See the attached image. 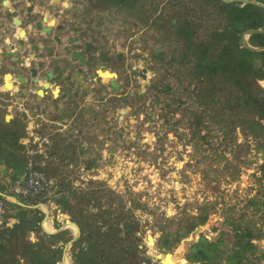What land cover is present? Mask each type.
<instances>
[{
    "label": "rangeland",
    "instance_id": "1",
    "mask_svg": "<svg viewBox=\"0 0 264 264\" xmlns=\"http://www.w3.org/2000/svg\"><path fill=\"white\" fill-rule=\"evenodd\" d=\"M165 13L157 37L146 35L139 52L126 49L129 66H141L142 55L151 60L144 79L138 68H124L125 90L133 92L127 104L77 126L81 140L97 147L89 158L97 179L85 184L75 166L46 173L62 175L68 190L64 223L83 228L81 246L89 243L94 264H160L154 250L167 264H264V112L224 73L195 78L193 63L181 60L183 42L208 46L213 60L218 46L203 28L176 35L168 7ZM260 86L264 78L250 85L254 96ZM202 237L218 246L208 260L190 262ZM247 241L255 248L237 244Z\"/></svg>",
    "mask_w": 264,
    "mask_h": 264
},
{
    "label": "trees",
    "instance_id": "2",
    "mask_svg": "<svg viewBox=\"0 0 264 264\" xmlns=\"http://www.w3.org/2000/svg\"><path fill=\"white\" fill-rule=\"evenodd\" d=\"M112 1L119 5L130 4L132 8L138 2L145 0ZM147 1L152 10L157 7L154 4V1L157 0ZM193 1L196 3L195 6H198V12L187 8L188 0L172 1L173 5L177 4V10L173 15L175 18H172L176 19V23L171 22V28H175L180 36L188 35L186 32L196 35L198 30L203 28V34L213 38L214 44L218 46V54L216 60H208V46L205 47L199 43L185 40L181 60L189 56L194 57V76L197 79L208 78L217 71L224 73L227 80L240 87L246 100L260 107L259 109L264 112V89L260 86L261 90L260 95L258 92V96H254L250 89L253 82L258 83L264 78V49H248L245 44L240 43L244 32L260 30V32L250 33L247 37V43L253 48L264 46V7L256 4L262 0H250L253 3L225 2L223 0ZM188 9L195 11L194 21L187 19L189 16ZM183 15L186 18H181ZM204 18L206 20L211 19L214 22L213 25L209 27ZM21 124V122L18 123L20 126ZM21 135H23V131L15 134V131L7 123L0 121V163H5L8 156L14 155L15 151L14 148L2 147V142L10 145L8 141L10 138L17 144V148L20 145L18 139ZM11 146L14 147L15 145ZM2 156H5L4 159ZM25 160L26 157L24 156L21 161L25 164ZM61 207L67 209V204L61 203ZM16 208V221L10 226L0 228V264H21V261H26L27 264H59L57 262L61 259L62 249L59 246H53L59 241L67 242L68 237H63L67 233L65 231L54 234L41 233L39 222L42 219V213L38 209H25L18 206ZM29 232L40 233L37 235V241H31L27 237ZM80 238L75 240L71 247V257L74 264H94L93 259L87 255L89 248L85 250L81 246ZM237 244H241L244 251L255 248L249 241ZM217 246L218 243L209 242L202 237L191 245L187 260L193 263L204 262L211 257ZM240 262L241 259L237 258L234 264Z\"/></svg>",
    "mask_w": 264,
    "mask_h": 264
},
{
    "label": "flooded vegetation",
    "instance_id": "3",
    "mask_svg": "<svg viewBox=\"0 0 264 264\" xmlns=\"http://www.w3.org/2000/svg\"><path fill=\"white\" fill-rule=\"evenodd\" d=\"M56 1L61 3V0H52V4ZM145 1H140V3L138 2V4L132 8L130 7V4L126 3L121 5L116 4L114 7H117L119 10L122 11L125 10L126 12H124L127 15H133L135 19L144 22L143 25L146 27L144 29L145 33L156 34L155 36L151 35L152 37H157V35H159L156 32L158 30V26L156 23L159 24V22H161L165 18V16L167 15V13H165V9L167 7L169 9V16H171L170 18H168L169 23L173 21V23H176V19L172 18H175L173 17V15L177 10V4L173 5L172 0H162V2L153 10L148 8V1L144 6ZM85 2H87V7L83 9V17L82 15L79 16V12L76 13L77 22L73 23L69 20L66 14L67 10H55L54 15L59 17V20L61 19L62 21L57 22L55 25H53V22H49L48 19L43 17L39 12L33 11L37 8H40L39 6H33V0H0V82L5 81L4 76L7 74H10L9 77L12 76L14 78V74H12L11 72V66H13V59L6 57L8 52L15 51L19 53V56L25 57L27 54L31 53L33 61H28L27 66L32 69H37V72L39 73L41 69L37 68V63L43 62V67H46L48 70L51 69L52 73L54 72L56 75L60 76L59 83H54L52 89L48 92L50 93L51 91V97L54 98L55 96L57 98L63 97V94L71 97L69 100L68 109L70 117H76L80 112H83L84 105L87 106L88 108L86 109L89 110H91L95 106V104L93 106V103L97 101V95L99 90L94 85L98 83V79L97 82H93L92 79L94 77H100L104 79L106 78V80H104V86L108 87L109 91L111 92L108 97V101H116V104L117 102L121 101L122 103L120 104L124 107L127 104L129 97L133 93L131 90H125L124 84L127 83H125L126 81L124 80V75L127 76L128 74L123 73L124 68H126V72H129V68L133 71L138 68L139 71H137V73L139 75L140 72H142V69L144 68L146 63V72H144V74L145 76H147L148 65L151 64V60L147 56L145 57V55H142L141 66H129L130 60L126 58V49L128 51L131 48H135L131 51L139 52V50L142 48V45L141 43H138L141 46L137 47V41H135V45H133L134 42L131 44H126V47L122 46L121 43V45H119L118 53L115 54L112 53V43L109 42L110 39L106 36H101L100 38L102 39V41L97 43L95 34L98 36V33L100 31L98 30V28L102 24L98 21L96 22L91 16L89 17L90 11L92 9H94V11H96L97 9H103V11H105L110 7H113V4L109 0H86ZM195 5V1H192L191 3V1L188 0L187 8L189 7V9H193L198 12V6ZM42 6L44 8L48 7V5L45 4H43ZM189 9L187 12L188 15H194L195 11ZM47 21L49 22V24L47 26L43 25L45 22L47 23ZM37 23H39V27L36 26ZM51 30L54 31V33H52ZM171 31L176 32V29L171 28ZM51 33L54 35V38H51L52 40L50 39V37H52ZM42 34L44 36H42ZM176 35H178L177 32ZM117 36L118 39H123V41H125L127 38L125 30L119 32ZM57 40H60V42L62 43H67V40H73V44H75L76 46H80L79 50L84 55L86 64V66L83 67L81 73L78 72V68L80 66V58L73 63L70 60L69 55L67 57V55L63 54V52L59 53V50H57L56 53L55 48L53 49L47 46L44 48L38 45V43L43 44L45 42L48 44L51 43V41H54L57 45H60ZM9 44L13 46L12 49L9 48ZM183 50L184 42L182 45V51ZM38 54L41 55V58H36ZM209 55L210 53L208 48L207 59L213 60L210 59ZM183 60L191 61L194 67V57L189 56L188 58ZM99 63H101L100 66ZM98 70H101L105 73H103L102 76H99ZM26 72L23 73V76L28 79V87L31 84V74L29 69L26 70ZM106 72H114L117 76L115 78H111L107 76ZM69 76L70 81L67 82L71 84V87H66L64 85V82L62 83V79ZM77 76H84L87 77V79H91V81L89 82V86L86 90L80 89L78 82H76ZM8 78L7 80H9ZM111 79L114 82L119 83V89H113V87L109 83ZM117 80L120 82H118ZM14 83L15 82H13L12 86H14ZM4 90L5 93H0V110L7 109V107H10L11 104L15 101L16 93H12L13 89L9 91L4 84ZM83 92H86V96L90 97V100L84 104L81 101L82 97H86L83 96ZM2 103L8 104H6L4 107H1ZM93 114V116L91 115V119L93 118L92 120H97L95 117V115L97 114L96 111H94ZM100 242H103V240ZM149 244H152V239L149 240ZM87 248H89L88 245L86 247L84 246L85 250ZM160 257H164L166 259H164V263L167 264L166 256L161 255Z\"/></svg>",
    "mask_w": 264,
    "mask_h": 264
},
{
    "label": "crops",
    "instance_id": "4",
    "mask_svg": "<svg viewBox=\"0 0 264 264\" xmlns=\"http://www.w3.org/2000/svg\"><path fill=\"white\" fill-rule=\"evenodd\" d=\"M85 1L86 0H61V3L56 1L52 4V0H33V6L40 7L33 11L39 12L43 17L47 18L49 22H53V25H55L57 22H61L62 20L61 19L59 20V17L54 15V11L55 10H58V11L67 10V13H66L67 17L69 18L70 21L75 23L77 22L76 13L79 12L80 13L79 16L82 15V17L84 15L83 9L87 7V2ZM109 1H111V3L113 4V7H110L109 9L105 11H103V9L101 10L97 9L96 11L92 9L89 14V17L91 16L96 22L98 21L99 23L102 24L98 28V30H100L99 33L97 32L98 36L95 34L97 43L102 41V39L100 38L101 36H106L107 38L110 39L109 42L112 43V47H113L112 53L115 54V53H118L119 45H121V43H122V46L126 47V44H131L134 42L133 45H135V41H137L136 43L137 47H140L141 45H139L138 43H142L146 35H152V36L156 35V34L145 33L144 29L146 27L139 20L135 19L133 15H127L125 13L126 12L125 10L124 12L122 10H119L117 7H114L116 4L112 0H109ZM190 1L192 3L193 0H190ZM43 4L48 5V7L44 8L42 6ZM48 21L47 23L45 22L43 25L47 26L49 24ZM123 30H125L127 34V38L125 41H123V39H118V36H117V34ZM51 32L54 33V31L52 30ZM52 33H51L52 37H50V39L54 38V35ZM42 36L44 35L42 34ZM62 44H65V43H62ZM62 44L57 45L54 41H51V43H48V44L46 42L43 44L38 43L40 47L45 48L47 46L53 49L55 48L56 53H57V50H59V53L63 52V54L67 55L68 57V54L64 53L63 50L61 51L62 46H63ZM26 57L29 62L33 61L31 53L27 54ZM100 64L101 63H99V66ZM8 79L9 80L7 81L9 82H7L6 80L0 82V93L1 94L5 93V90H4L5 83H9L12 86L13 82H15L12 93L14 92L16 93V92L26 89V87L19 85L15 81V78H13L12 76H10ZM97 79H98V83L94 85L97 87L99 92L97 95L98 96L97 101L93 103V106L94 104L95 106L91 110L83 107L84 110L81 113V116L77 115L76 116L77 119L73 120L74 122L72 124H70L68 120L63 121L62 124H58L57 120L59 121V119L56 117L58 116V113L60 112V110L63 111L65 114L69 112L68 111L69 100L71 97L63 96V97L54 99L53 97H51V91L50 93L48 92V95H46L43 99L34 95V91H28V93L22 98V100L24 101V104H26L27 106V110L29 111L34 110V107L37 104L42 106L44 112L41 113L39 116H35L33 120L31 121L22 120L19 117V113L10 107H7V109L5 110H8V112L11 113V118H9V120L6 121L4 119V116L0 117V121L2 120L4 123H7L11 127V129L15 131V134L17 133L19 134L20 131L22 133L23 131V135H21L18 139L19 144H20L19 147L16 148L17 144L12 139L10 140V138H8L10 145H6L4 142H2L1 144L2 147L7 146L10 149H13V148L15 149L14 155L8 156L7 160L6 161L4 160L5 163H0V195L1 196H8L7 185L13 180H17L23 175L24 162L21 161V159L22 158L24 159V156H25L24 152L28 147H31V145L30 143L23 144L21 142L22 139L27 140V136L29 135V132H32L33 134H37L40 136L50 135L51 144L49 145V159L46 161L45 166L43 167V170H44L45 178L55 179L58 189L61 192L60 195L57 197H51L50 195H46L41 201V204L38 207L34 206V208H28L26 206L28 204L24 205L25 204L24 201L19 200L17 198H9V199L11 201L12 207L15 209H17L16 206H18V207H22L25 209H38L42 213V219L39 222L41 233L54 234V233H58L61 231H65L67 233L66 235L63 236L64 238L65 236L68 237L67 242L62 243L61 241H59L55 243L53 247L59 246L62 249V255L65 256L66 260L68 262L70 261L72 264H74V262L71 257L70 247L65 252H63V248L64 246L68 245V242L73 237H76L75 240H77V238L80 237V234L83 228L81 229V226H79L78 224L74 222L79 228V233L77 229L74 230V228H72L73 230H68L69 228L67 225L70 221L66 220V223H64V219H66L68 214H70L69 212H71V209H68V208L62 209L63 207H61V203L66 204V201H67L66 197L68 194V190L64 189L60 183L62 181V175L59 176L58 174H53L54 176L60 177L61 180H59L58 177H50V176H47V174L50 171V169L55 170L59 167L68 169V168H73V166H75L78 172V174H74L76 175L75 178L82 179V181H84L85 184H86L85 181L87 179L90 182L92 180L97 179L95 178V177H98L97 172L94 171L92 166L91 167L89 166L91 165L89 158L94 157L95 155L94 151H95V148L97 147H95L91 143H87L86 141L81 140L82 135H84V132L82 130L80 134H77L78 133L77 130H79L77 126H79L78 124L82 122L85 118L91 117L94 111H96V113L104 112L105 114H109L111 113V109L113 108L114 105L123 108V105L120 104L122 103L121 101L117 102V104L115 103L116 101H108V97L111 92L109 91L108 87L104 86L105 84L104 80H106V78L104 79V78L99 77ZM64 85L66 87H71V84L68 82H64ZM50 97L52 98L53 103L50 102L49 104L48 102L51 100ZM89 100H90V97L88 96L82 97L81 99L83 104L88 102ZM53 104L58 105L57 111L53 110ZM47 118H49V120ZM20 122L22 124L24 123L26 126L24 128H22V126L20 127V125H18V123ZM13 144L15 145L14 147L11 146ZM3 157L5 156H2V158ZM66 172H68V177L63 178V180L65 179L68 180V178H70L71 171L67 170ZM101 175H105V173L102 172ZM75 178L72 176V179H71L73 186H74V181L77 182V180H74ZM1 227H7V226L0 225V228ZM27 234H29L27 235V237L31 241H37V235L40 233L37 234L35 232H29ZM87 237L91 238L90 232H87ZM87 245L89 246V243L84 244L85 247ZM58 263L64 264L61 260H59ZM21 264H27V262L21 261Z\"/></svg>",
    "mask_w": 264,
    "mask_h": 264
},
{
    "label": "water",
    "instance_id": "5",
    "mask_svg": "<svg viewBox=\"0 0 264 264\" xmlns=\"http://www.w3.org/2000/svg\"><path fill=\"white\" fill-rule=\"evenodd\" d=\"M225 2H230V1H237V2H240V3H250L253 1H250V0H223ZM257 5L259 6H262L264 7V0L260 1V2H256ZM37 27H39V23L36 24ZM253 32H260V30H248L246 32L243 33L242 35V38L240 40V43L242 44H245V46L248 48V49H257V50H262L264 49V46L262 47H258V48H253L251 47L248 43H247V37L250 33H253ZM57 42H59V44L61 45L62 42H60V40H57ZM65 43V42H64ZM62 50L64 51V53H67L70 57V60L72 62H75L77 59H79L80 61V66L78 68V72L81 73L82 72V69L84 66H86L85 64V57L84 55L82 54V52L79 50L80 46H76L75 44H73V40H67V43L65 44H62ZM9 48L12 49L13 46L11 44H9ZM73 49V50H71ZM7 58H12L13 60V66H11V72L12 74H14V78H15V81L23 86V87H26L25 90H21L19 92H16V96H15V101L11 104L10 108H12L13 110H16L18 113H19V117L24 120V121H31L33 120V118L35 116H39L41 113L44 112L43 108L41 105L37 104L35 105L34 107V110H27V106L26 104H24V101L22 100V98L28 93V91H34V95L38 96L39 98H44L48 91L52 89V86L54 85V83H59V78L60 76L59 75H56L54 72L52 73L51 72V69L48 70L46 67H43V62H39L37 63V68L41 69L40 72L38 73L37 72V69H32L30 68L28 65V60L25 56H19V53L18 52H8L7 55H6ZM36 58H41V55L38 54L36 56ZM146 66L147 64L145 63V66L144 68L142 69V72H140V76L144 79L146 76L144 74V72H146ZM30 71V85L27 87L26 85L28 84V79L23 76V73L26 72V70ZM105 73V72H102L101 70H98V74L99 76L102 74ZM107 76L111 77V78H115L117 75L116 73L112 72V73H107ZM10 74H7L4 76V79L7 80V78L9 77ZM93 82H97V78L94 77L93 79ZM41 81V82H40ZM67 81H70V76L69 77H66L64 79H62V83L63 82H67ZM91 81V79H87V77H84V76H77V80L76 82H78L79 84V87L82 89V90H86L87 87L89 86V82ZM85 82V83H84ZM61 83V82H60ZM109 83L111 84V86L113 87V89H119L120 85L119 83H116L114 82L112 79L109 81ZM5 87L11 91V89H13V86H11L9 83H5ZM131 93V92H130ZM62 96H66L65 94H63ZM83 96H86V92H83ZM54 98V97H53ZM57 97L55 96L54 99H56ZM50 101L48 102L50 104V102H52V98L50 97ZM101 99V97H100ZM53 103V102H52ZM13 106V107H12ZM84 108H88L87 106H83ZM53 110L57 111L58 110V105L57 104H53ZM7 113L4 115V119L7 121L9 120V118H11V113L8 112V110H6ZM81 113L80 112L78 114V116H81ZM59 121L57 120L58 124H62L63 121L65 120H68L70 124H72L74 121L73 120H76L77 117H70V114L67 113L65 114L63 111L60 110V112L58 113V116H56ZM73 118V119H72ZM91 117H88V118H85L84 120L86 121H89ZM49 120V118H47ZM79 120V119H78ZM83 120V119H82ZM81 120V121H82ZM79 130H77L78 132ZM80 132H78L77 134H79ZM26 205V204H24ZM28 208H34V206L32 205H26ZM71 224H73L77 230H78V233H79V228L78 226L71 222ZM29 235V234H27ZM78 235V234H77ZM76 237H73L68 245L64 246L63 248V252L67 251V249H69V247L72 245V243L75 241ZM155 251V258L160 262V264H163L162 263V259L160 257V253L157 252L156 250ZM62 257L63 255L61 256V261H62ZM147 263H151V260H147ZM65 264V263H64Z\"/></svg>",
    "mask_w": 264,
    "mask_h": 264
},
{
    "label": "built area",
    "instance_id": "6",
    "mask_svg": "<svg viewBox=\"0 0 264 264\" xmlns=\"http://www.w3.org/2000/svg\"><path fill=\"white\" fill-rule=\"evenodd\" d=\"M21 142L30 143L31 147L24 152L26 160L23 175L7 185L8 196L0 195V225L10 226L16 219L17 211L9 198H17L25 204L38 207L46 195L57 197L61 193L55 179L45 178L43 170L49 159L50 135L40 136L29 132L27 140L22 139Z\"/></svg>",
    "mask_w": 264,
    "mask_h": 264
},
{
    "label": "bare ground",
    "instance_id": "7",
    "mask_svg": "<svg viewBox=\"0 0 264 264\" xmlns=\"http://www.w3.org/2000/svg\"><path fill=\"white\" fill-rule=\"evenodd\" d=\"M68 225L72 226L71 228L76 229V227L73 224H71L70 222L68 223ZM149 240H151V238ZM62 262L65 264H69L68 261L66 260L65 256L62 257Z\"/></svg>",
    "mask_w": 264,
    "mask_h": 264
}]
</instances>
